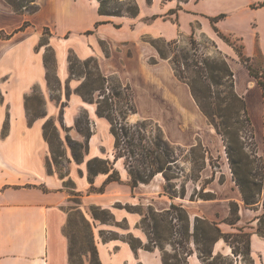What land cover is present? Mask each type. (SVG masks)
<instances>
[{"label":"crops","instance_id":"crops-1","mask_svg":"<svg viewBox=\"0 0 264 264\" xmlns=\"http://www.w3.org/2000/svg\"><path fill=\"white\" fill-rule=\"evenodd\" d=\"M138 13L104 16L98 0H35L34 12H16L0 0V264H69L68 241L63 234L67 221L64 208L70 193L64 182L70 179L81 199L79 209L87 220V210L99 206L109 210L115 222H125L126 231L146 242L139 227L140 212L129 207H152L164 212L181 206L193 231L196 217L215 223L221 233L250 232L252 264H264V237L256 232L261 204L248 208L242 199L228 162L220 133L198 106L189 85L177 77L169 59L161 58L150 39L178 41L202 34L225 50L220 33L233 32L241 20L238 0H135ZM47 29V44L39 45ZM227 46V45H226ZM51 48L55 75L60 82L59 98H50L46 49ZM81 60L94 57L101 74L116 76L128 85L135 112L128 122L150 120L156 123L171 145L190 149L202 146L203 166L196 179L182 182L183 196H170L162 173L148 183L130 185L123 157L115 158V137L110 122L96 113V104L84 102L76 94L80 78L69 76L68 55ZM234 88L251 104L260 86L249 69L232 60ZM38 87L44 99L45 116L30 120L26 98ZM69 93L66 95V89ZM67 105L61 109L60 102ZM85 109L91 135L82 161L69 159L65 175L50 172L46 166L49 143L43 125L61 114V122L73 129L78 112ZM79 141V132L74 135ZM99 157L112 162L119 181H108V173L88 179L87 161ZM214 193L213 199H192L194 192ZM238 206V219L227 221L231 204ZM93 224V223H92ZM102 264H163L158 249L139 248L134 252L127 242L103 241L105 224L92 227ZM193 246V243H192ZM212 253L230 257L231 246L223 239L212 245ZM238 262V261H237ZM184 264H202L196 250ZM240 264V261H239Z\"/></svg>","mask_w":264,"mask_h":264},{"label":"rangeland","instance_id":"rangeland-1","mask_svg":"<svg viewBox=\"0 0 264 264\" xmlns=\"http://www.w3.org/2000/svg\"><path fill=\"white\" fill-rule=\"evenodd\" d=\"M15 1H18L22 5L25 4L26 7H22V10H27L34 7L35 0L32 2H30V0ZM242 1L243 0H238L237 6L238 4H241ZM129 4H131L129 0H114L108 4V7L114 9V11H118L120 8L125 10ZM241 9V20L238 27L233 32L220 33L221 36H225L223 38L221 37V40L227 45H225V50L219 49L216 42L205 38L202 34L198 33L195 45L190 44L187 39L178 40L175 44H168L167 41L162 39L158 42V45L164 49L167 58L172 62V66L177 76L187 84L193 82L196 89L199 91V95L204 97L202 100L203 105L212 113V118L215 123L219 124L220 134L225 140V147L227 146V140H230L232 146L238 148L236 157L242 160L240 168L241 174L244 175L246 172L251 171L256 174L257 179H264V89H257V96L253 99L251 104L246 98H244L245 96H242L254 130L255 140H252L245 121V115L240 108V103L232 97V92L233 90L235 91L233 77L229 75L227 67L224 64L225 62L229 70L232 71L230 67L231 61L238 60L246 67H249L251 72L264 83V0H245ZM43 38L44 40H47L48 36L45 34ZM182 53H188L190 55L186 63L185 60H182L180 57ZM47 56H49L51 61V77L54 78L55 67L51 59L52 53L47 52ZM205 61H207L211 67V71L210 68L209 70H206L204 65ZM77 65L83 70V66L79 64ZM88 69L96 72L91 66ZM82 76L83 74L76 76L80 78V83L83 81ZM52 81H54V79H52ZM122 86V99L112 100L114 118L112 122L116 127L121 140L118 152L127 154L125 141L130 137H133L134 143H138L139 138L142 137V143L147 150L151 147L149 141L156 139L164 140L163 134L157 124L153 121L137 120L133 123L128 122V116L133 114L131 91L126 88V85L122 84ZM49 90L50 98L58 100L59 91L50 88ZM105 92L108 93V91ZM68 93L69 89H66V95ZM93 97L94 100L99 99V92L94 91ZM26 99L28 118L33 120L41 117L39 115H42L45 112V108L44 99L40 94L38 87H34ZM84 102L87 103V101ZM66 105L67 102H60L61 109ZM85 114H87L86 110L80 109L76 120L85 122ZM34 115H38V117ZM49 119L54 122L57 130L55 131L53 127H49L48 129L47 140L49 143V151L45 162L50 172H55L59 176H63L68 169L69 159L66 156V152H70L72 156V146L77 152L80 150L76 145L79 140L74 137L78 132L76 121L74 128L71 129L61 122L60 115L58 118L56 117L55 120L52 118ZM131 125H136L138 128L131 127ZM140 126H142V129ZM121 128H123L122 131ZM124 132H126V136L124 135ZM224 132L228 134V138L224 137ZM171 149L172 151H175L178 160L175 164H172L170 170L167 171L170 175H177L175 179L171 180L170 188L172 191H179L184 180L196 179L198 171L195 169L193 160L198 164L201 163L203 151L200 147H195L194 149L182 148L179 150L177 149V146L174 145L171 146ZM138 152L139 150L136 149L135 157L141 159V156L137 154ZM128 160H131V158L128 157ZM64 184L66 190L71 195L64 206L67 212V221L63 228V234L68 241V249L70 246V239L76 242V245L73 248L77 252L78 262H80V264H87L86 255L89 257L91 253L87 252L86 255L83 253L89 248L88 245L91 235L89 229L80 217V214H83L82 210L79 209L81 199L73 191L72 188L74 184L70 179H67ZM262 185L264 187V181ZM255 198L258 202L254 203L252 206L256 207L258 203L262 205L264 200V190L261 191L260 195H256ZM129 208L140 212L142 218L146 216L145 223L139 225L142 232L147 236L146 242L144 243H147L149 234L146 225L151 224L152 219H164L165 221H168L171 220V216H174L171 220V224L174 225L172 233H164L165 239L162 242L164 252L160 251L157 247L155 248L160 251L161 257H165L169 264H184L186 254L188 252H193V248L196 250L199 257V253L192 237H187L182 234L181 227L183 222L176 219L180 213H182L181 211L172 210L171 213L167 215L155 211L152 207ZM87 212L92 219L93 224L89 221L91 228L93 226L96 228L97 224H105L112 227V230H103L106 238L124 241L127 237L129 232L126 231V223L124 221L115 222L112 214L108 210L92 205ZM92 213H95V219L92 217ZM190 233H193V231ZM150 236L152 237L151 234ZM180 240H182L181 244H179ZM242 241L243 239L239 236H232L228 239V244L231 248L232 245H235L236 253H233L232 251L233 255L230 257L224 256L220 253L213 254L215 258L210 259L207 263L239 264L240 261V264H252L248 252H244ZM175 255H177L176 260L172 258ZM200 260L202 261L201 258ZM205 262L206 261H202V264H206Z\"/></svg>","mask_w":264,"mask_h":264},{"label":"trees","instance_id":"trees-1","mask_svg":"<svg viewBox=\"0 0 264 264\" xmlns=\"http://www.w3.org/2000/svg\"><path fill=\"white\" fill-rule=\"evenodd\" d=\"M32 1L33 0H30V2ZM112 1L114 0H98L99 2L98 12L100 15H104V16L126 15L130 17H134L138 13V5L135 0H129L131 4H129L125 8V10H122V8H120V10L118 11H114V9H111L110 7H108V4ZM7 2L11 5L13 10L16 12L26 11V12L31 13L37 9V5L35 4V1H34V7L32 9H27V10H22V7H26V6L25 4L22 5L18 1L16 2L15 0H7ZM45 34L46 35L49 34L47 29L44 30V35ZM160 40L162 39L160 38L150 39V42L156 47L161 58L168 59L164 52V49L158 45V42ZM188 40L190 44L192 45L196 44V40L193 37H189ZM47 43L48 41L42 38L40 40L39 45H44ZM175 43L176 41L168 42V44H175ZM47 52L52 53L51 48H47L46 54L44 55V63L47 68V84L50 89L59 90L60 82L58 78L56 77V75L54 78L51 77V73H50L51 61H50L49 56H47ZM189 56L190 55L188 53H185V54L182 53L180 57L182 60H185V63H186L187 60L189 59ZM51 59L54 63L53 53H52ZM77 64L83 66V70L80 69ZM224 64L227 67V71L229 72V75L233 77L232 71L229 70L225 62ZM204 65H205L206 70L207 69L209 70L210 68V71H211V67L209 66L207 61L204 62ZM90 66L93 69H95L96 72H93L92 70L88 69ZM247 68L249 69L250 74L257 79V83L260 86V88L264 89V83L260 81L257 78V76L251 72V69L249 67ZM68 69H69L70 78L80 76L81 74H83L82 76L83 81H81V83L75 89L76 94H78L84 101L95 103L97 115L100 117L106 118L110 122L111 131L115 137V158L114 159H117L119 157H123L125 159V166L129 174L130 185L136 186L139 183H148L156 173H162L166 181V185H165L166 192L170 196H183L184 195L183 185L181 186L179 191H172L170 188L171 180L175 179L177 175H170L168 174L167 171L170 170L171 168L170 166L172 164L176 163L178 158L176 157L177 155L175 154V151H172L171 149L172 145L167 140L165 139L164 140L162 139L150 140L149 143L151 144V147L146 150L145 145L142 143V140H143L142 137L139 138L138 143H134L133 137H130L129 139L125 141V144H126L125 149L127 151V154L118 152V148H119L121 140H120L118 131L112 122L114 120L112 100L122 99L121 89L123 88V86L119 78L114 75L109 76V77L103 76L99 70L98 61L96 58L89 57L87 59L81 60L78 57H76V55H74V53L72 52H70L68 55ZM52 79H54V81H52ZM188 85L201 111L204 113V115L207 117L210 123L214 125L218 133H220L219 124L215 123L214 119L212 118V113L203 105L202 100L204 99V97L199 95L198 93L199 91L196 89L193 82H190ZM126 88L131 91L128 85H126ZM94 91L99 92V99L97 100H94V97H93ZM105 91H108V93H106ZM232 95H233L232 97L240 103V108L243 110V113L245 115V121L247 123V128L250 132V138L253 140L255 138L254 130H253V126L250 121L247 109H246L245 101L243 97L238 95L236 91L234 90L232 92ZM263 96H264V92H263ZM131 99H132V107H133L132 113H134L135 105L133 102L132 92H131ZM34 116L38 117V115H34ZM39 116L43 117L45 116V113ZM60 119H61V114H60ZM49 127H53L55 131L57 130L54 122L51 119H47L43 125L44 136L46 137V139L48 137ZM76 127L80 135L83 137V141H78L76 144L80 148L78 152L72 146V157L75 161L81 162L83 152L86 150L87 139L91 135L90 122L87 117V114H85V122L76 120ZM131 127L138 128V126L136 125H131ZM140 127L142 129V126ZM122 130L123 128H121V131ZM124 135L126 136V132H124ZM223 135L224 137H227L228 134L224 132ZM223 141L225 142L224 139ZM195 147H200L202 151H204L202 146H195ZM195 147H192L190 149H194ZM136 149L139 150L137 154L141 156V159H138L135 157ZM177 149L180 150L182 149V147L177 146ZM225 150H226L227 158L229 161V165L231 167L233 179L236 185L240 189L244 204L249 208H255L252 205L258 202V200H256L255 198L256 195H260L261 191L264 190V187L262 185L264 179L263 178L257 179L256 174L251 171L246 172L244 175L241 174L240 168H241L242 160L236 157V154L238 153V148L232 146L230 140L229 141L227 140V146L225 147ZM203 155H204V152H203ZM128 157H130L131 160H128ZM193 161H194L195 169L199 171L203 166V156H202L201 163L198 164L195 160ZM263 167H264V164H263ZM87 171H88V179L90 183H92L93 176H95L98 173H108V177H107L108 181H119L120 180V176L118 172L113 168L112 162H110L109 160L99 158V157H93L87 161ZM191 198L192 199H195V198L213 199L214 193L209 192V191L204 192L203 190L199 192L196 191L191 195ZM262 208H263V211L258 216L259 222H258V225L256 226V232L259 235L264 237V200L262 203ZM172 210L182 212L180 213L178 218H176L178 221L183 222L182 227H181L182 234L187 237H192L195 243L196 249L199 253V257L202 259V261H206L205 262L206 264H209L207 262L210 259L215 258L212 253V245L219 238H223L228 243V239L231 238L232 236H239L241 239H243L242 244L244 246V252H248L250 256V249H249V238L251 234L250 232L244 231L243 229H239V231L236 233L224 234V233H221V231L215 225V223L210 222L203 218L196 217L193 233H190L189 218H188L186 211L181 206L171 205V208L169 210L160 212V213L169 215ZM80 217L82 221L85 223L86 227L89 229V232L91 235L90 240H89V245H88L89 248L86 249L83 253L84 255H86L87 252L91 253L89 257H87L86 255V263L87 264H102L98 256L96 244L93 240L91 224L89 220L86 219L84 214H80ZM92 217L94 219L96 218L95 213H92ZM173 217L174 216H171V220L173 219ZM237 219H238V206L233 203L231 204L230 215L227 218V221L231 224H234L237 221ZM171 220L165 221L164 219H159V220L152 219L151 221L152 223L146 225L148 233H149L147 243H143L139 238L135 237L131 233H128L124 241L129 244V246L134 252H136L139 248H143L145 250H154L156 247L159 248L160 251L164 252V246L162 243L163 240L165 239L164 233L168 232L171 234L173 226H174L173 224H171ZM145 221H146V216L141 218L139 225L144 224ZM150 234L152 235V237L150 236ZM100 237L102 238L103 241L113 239V238H106L104 236L103 230L100 231ZM181 242L182 240L179 241V244H181ZM75 245H76V242L70 239V246L68 249L69 264H80V262H78V259H77V252L73 248ZM232 251L233 253H236L235 245H232ZM189 254H191V252H188L186 256ZM172 258L176 260L177 255H175ZM162 262L163 264H169L168 261L165 259V257H162Z\"/></svg>","mask_w":264,"mask_h":264}]
</instances>
